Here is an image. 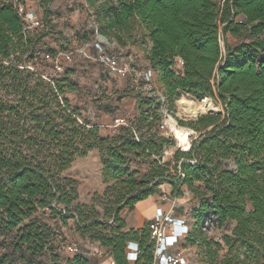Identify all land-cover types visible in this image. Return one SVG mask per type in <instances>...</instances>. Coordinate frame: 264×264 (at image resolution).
<instances>
[{"label": "trees", "instance_id": "obj_1", "mask_svg": "<svg viewBox=\"0 0 264 264\" xmlns=\"http://www.w3.org/2000/svg\"><path fill=\"white\" fill-rule=\"evenodd\" d=\"M97 12L105 20L101 28L113 31L123 44L136 28L148 43L161 90L149 88L141 72L142 123L165 132L163 110L170 112V103L182 92L218 96L224 113L201 114L190 121L197 131L210 129L190 149L175 153L182 177L158 158L146 174L136 176L128 155L158 157L167 139L151 133L136 140L132 126L123 127L124 134L103 136L90 120L80 122L78 108L65 95L64 79H45L23 59L35 51L36 40L28 33L37 28L27 30L13 4L0 0V79L3 71L13 72L17 93L15 99L0 98V243L14 234L13 251L43 254L52 247L54 233L36 212L49 208L63 218L76 217L78 229L106 248L115 264H153L157 241L149 221L124 230L120 213L155 195L167 179L176 188L178 177L200 199L188 241L204 248L205 262L264 264V0H116ZM228 34L239 41L230 44ZM43 52L34 55L36 60ZM178 58L184 61L182 69L176 68ZM31 77H36L35 85ZM93 149L100 151L105 183L114 182L105 192L104 217L95 207L79 203L77 183L63 176L77 157ZM197 181L204 189L194 186ZM170 193L178 197L175 190ZM110 219L117 227L106 226ZM206 219L219 227L235 222L224 236L227 253L222 257V244L203 235ZM130 242L139 247L133 262L127 259ZM0 264L14 262L0 253ZM52 264L59 263L54 259ZM67 264L92 263L88 255L76 253Z\"/></svg>", "mask_w": 264, "mask_h": 264}, {"label": "rangeland", "instance_id": "obj_2", "mask_svg": "<svg viewBox=\"0 0 264 264\" xmlns=\"http://www.w3.org/2000/svg\"><path fill=\"white\" fill-rule=\"evenodd\" d=\"M28 7L35 8L42 16L44 26L28 33L29 37L34 38V53L30 58L28 54L24 55L31 71L44 74V78L64 79L65 95L69 98L71 104L78 108L80 116L79 121L88 119L92 124L99 126L100 133L103 136H118L124 134L123 127H133V135L136 140L147 139L151 133H158L167 139L161 155L147 157L145 155H128V163L131 171L136 172V176L142 177L150 169V163L153 159H161V163H170V171L173 175H181L180 162L176 161L174 156L181 147L187 148L201 134L210 128L197 131L190 121H195L201 114L224 113V108L218 96L198 95L194 92H182L179 99L170 103V112H166L164 117L165 132L157 130L154 126L151 128L147 123L140 121V102L141 94L144 88L141 84L140 75L131 74L129 78H121L110 73L109 67L102 62L101 54L115 55L121 62L129 57V63L135 67L133 73H148L150 82L156 89L161 90V85L156 71L151 67L148 58V43L143 38V31L136 28L132 36L125 37L127 46L115 38L113 31L101 28L104 19L97 12L98 7L104 3H116V0H25ZM99 34L102 36H99ZM230 44L239 41L238 37L228 34L225 38ZM101 45V48L99 45ZM83 49L79 52L77 49ZM38 51H72V61L64 63V70L55 73L51 63L36 60ZM14 57V55L12 56ZM10 63L5 62L8 66ZM23 68L22 65H19ZM34 67V69H33ZM4 77L0 79V98L15 99L17 93L12 77L13 72L3 71ZM31 84H36V77L30 78ZM186 100L181 103V100ZM207 99L213 107L209 110L199 109L195 113L189 112L186 105H199ZM123 119L124 122H120ZM173 125L178 129L188 131V142L181 143L177 139V134ZM182 144V145H181ZM64 177L72 178L77 183L78 202L84 205L93 206L104 217V209L108 202L105 198L107 187L114 182L105 183L103 176V164L100 151L98 149L90 150L86 156L77 157L71 167L64 173ZM177 184L175 188L171 180L167 179L160 187L155 196L157 201L161 200L162 191L168 189L175 190L178 195L183 210L175 208L173 211H181V214L187 217L188 224L182 232V240L179 249L186 252L189 256V264H207L199 242L190 243L188 241L190 233L194 230L195 220L193 218L194 206L200 203L198 197H194L192 189L185 183L179 181L178 177L174 180ZM202 186V182H195L194 186ZM162 203H169L162 201ZM147 202L145 206H150ZM171 205V203H170ZM135 209V208H134ZM129 206L123 208L120 213L122 219L126 222V228H139L136 225L140 222L136 217V212ZM142 214L139 209L138 214ZM36 215L52 227L54 237L47 251L41 255L31 256L24 249L13 251L11 241L14 234L2 238L0 243V253H7L8 258L14 264H52V260L57 259L59 264H67L69 259L74 258L73 253L66 250V246L77 243L80 247L79 252L88 255L92 264L102 263L106 260V248L100 247L99 242L92 241L87 235L80 231L76 224V217L63 218L52 213L49 208L38 209ZM105 219H109L105 217ZM117 227V224L110 219L106 226ZM147 222L142 226H146ZM235 222L228 223L219 227L217 223L203 235L209 240L222 244L219 249V256L227 253V246L224 243V236L230 234ZM141 227V228H142ZM110 230H108L109 232Z\"/></svg>", "mask_w": 264, "mask_h": 264}, {"label": "built area", "instance_id": "obj_3", "mask_svg": "<svg viewBox=\"0 0 264 264\" xmlns=\"http://www.w3.org/2000/svg\"><path fill=\"white\" fill-rule=\"evenodd\" d=\"M9 1L13 4L17 13L22 18L27 30H34L43 26L41 15L35 8L28 7L25 0ZM98 45L101 48V45ZM77 51L81 52L83 49H77ZM72 56V51H59L55 55L43 52L39 55V61H49L52 64L55 73H60L64 70L63 64L72 61ZM101 58L102 62L109 67L110 73L114 76L128 78L133 73L132 70L136 72L135 67H132L131 65L132 62L129 63V57H127L126 61L121 62L115 55H107L103 53L101 54ZM183 65L184 61L178 58L176 68L182 69ZM147 74L148 73H145L146 80L148 81L147 86L151 88L152 84ZM137 75H142V73L140 72ZM163 112L165 113L166 109H164ZM119 121L124 122L123 119H119ZM163 127L165 128V125H163ZM190 147L191 143L188 148H181L182 150H188ZM183 175L184 174L182 173V176ZM161 200L165 202L169 201L172 204V209L170 211H165L160 207L157 209L155 216L149 220L150 230L157 241L153 264H189V256L186 252L179 249L181 235L183 229L188 225V219L184 215L180 217L175 215L173 209L180 208L181 204L177 198L171 195V193L164 191ZM215 223L217 222L213 219H206L203 230L207 231L210 227H213ZM66 250L73 254L80 253V247L77 243L67 245ZM126 251L127 259L129 261L133 262L138 259L139 247L136 242L128 243ZM109 264H115V262L111 260Z\"/></svg>", "mask_w": 264, "mask_h": 264}, {"label": "crops", "instance_id": "obj_4", "mask_svg": "<svg viewBox=\"0 0 264 264\" xmlns=\"http://www.w3.org/2000/svg\"><path fill=\"white\" fill-rule=\"evenodd\" d=\"M41 16H42V14H41ZM125 46H127V43H125ZM166 191L168 192V189H166ZM147 202H151V205L148 207L145 206V204ZM198 206H199V203L197 204V206L195 205L194 208H197ZM160 207L165 211H170L172 209V204L170 205V202L169 203H162L161 200L158 202L155 196H149L147 199L138 202L135 205L134 211L136 212V217L140 222L136 225V227L141 228L146 222H148L150 219H152L155 216L157 209ZM139 209L142 211V214H140V213L138 214ZM178 209H181V211H182L183 207L180 206V208H178ZM181 211L177 210V211H174V213L176 216L180 217L183 215V214H181ZM185 228L183 229V232H184ZM181 238H182V236H181ZM180 245H181V243H180ZM110 261H111L110 257L107 255L106 260L100 264H109Z\"/></svg>", "mask_w": 264, "mask_h": 264}, {"label": "bare ground", "instance_id": "obj_5", "mask_svg": "<svg viewBox=\"0 0 264 264\" xmlns=\"http://www.w3.org/2000/svg\"><path fill=\"white\" fill-rule=\"evenodd\" d=\"M181 103L186 104L187 102H186V100L182 99ZM212 107H213L212 103H210L207 99L203 100L199 105H194V104L186 105L187 110H189V112H191V113H195L199 109H203L206 111V110L212 109ZM173 128L176 131L177 139L181 143L186 144L188 142V134H189V133H187L188 131H186L185 129H178V127H176L174 125H173Z\"/></svg>", "mask_w": 264, "mask_h": 264}, {"label": "water", "instance_id": "obj_6", "mask_svg": "<svg viewBox=\"0 0 264 264\" xmlns=\"http://www.w3.org/2000/svg\"><path fill=\"white\" fill-rule=\"evenodd\" d=\"M99 36H102V35L99 34Z\"/></svg>", "mask_w": 264, "mask_h": 264}]
</instances>
